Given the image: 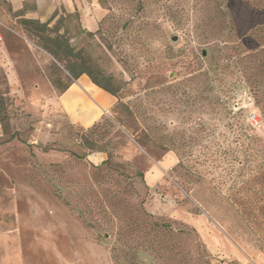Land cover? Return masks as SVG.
I'll use <instances>...</instances> for the list:
<instances>
[{
	"label": "rangeland",
	"instance_id": "1",
	"mask_svg": "<svg viewBox=\"0 0 264 264\" xmlns=\"http://www.w3.org/2000/svg\"><path fill=\"white\" fill-rule=\"evenodd\" d=\"M97 1L93 30L57 11L41 32L72 47L59 63L0 0V264H264L254 189L220 155L238 126L215 102L259 122L264 0ZM68 62L117 91L95 125L49 99L75 80ZM172 139L194 140L181 165L159 144Z\"/></svg>",
	"mask_w": 264,
	"mask_h": 264
},
{
	"label": "trees",
	"instance_id": "2",
	"mask_svg": "<svg viewBox=\"0 0 264 264\" xmlns=\"http://www.w3.org/2000/svg\"><path fill=\"white\" fill-rule=\"evenodd\" d=\"M23 23L30 27L32 31L40 39L46 40L43 44V48L47 53H50L55 60L59 63L64 62L65 58L69 56L74 57L72 54V47L68 44L65 39L55 33L54 35L48 34L46 37L42 35L41 32L51 31L48 21H39L38 19L23 18ZM221 63H216L215 65L220 66ZM264 68V62H263ZM65 69L68 70L71 77L77 79L82 73H86L93 83H96L106 92L111 93L117 97V91L114 90L111 86L102 83L96 75H93L91 71L85 68H77L73 65L72 62H68L65 66ZM264 70V69H263ZM50 81L55 83L53 79L50 78ZM72 81V80H71ZM60 90L59 93L63 92L69 83ZM249 93L253 99V106L257 111L259 116V122L257 124H248L244 119L245 109L238 108L234 111L231 108H228V102L223 99L215 100L217 105H221L226 108L225 116L233 118L235 124L238 126L237 136L234 138V146L232 144L224 147L220 151V155L223 158V163L225 164L226 169H230L229 173H235L239 178V182L243 188L246 190L254 189V198L256 197L257 202V213H258V225L261 223V219L264 216V72L263 77L257 81V84L252 86L249 89ZM118 103L123 111L130 112L128 104L123 103L121 98H118ZM210 103L207 101L206 105ZM116 121L121 124L119 118H116ZM97 122V121H96ZM95 122V123H96ZM95 125V124H93ZM259 125V127H255ZM208 131H213V127L209 126L206 128ZM149 137V136H147ZM171 142L166 144L164 142H159L160 146L166 149L167 151L174 150L179 158L178 165L182 163V154L184 151L185 143H194V140L189 139L187 142L181 140H170ZM218 150L215 149L214 152ZM215 160H212V163H215ZM237 178V179H238ZM253 183V186L250 184ZM248 214H251V210H247ZM164 227L168 228V232H171V229L168 225H162L159 230L164 232ZM259 228V227H258ZM167 234V233H165Z\"/></svg>",
	"mask_w": 264,
	"mask_h": 264
},
{
	"label": "crops",
	"instance_id": "3",
	"mask_svg": "<svg viewBox=\"0 0 264 264\" xmlns=\"http://www.w3.org/2000/svg\"><path fill=\"white\" fill-rule=\"evenodd\" d=\"M10 9L15 13V18L38 19L39 21L54 20L52 17L59 11L60 13L76 14L78 21L88 30L96 27V21L102 16L103 10L97 0H8ZM49 20V23H51ZM8 64V60H4ZM4 63V64H5ZM12 67V65H10ZM13 73V72H12ZM37 87L45 85L43 79L36 82ZM49 99L53 100L67 115L72 123L87 127L98 120L104 112L109 111L110 107L117 101V97L106 92L91 79L81 74L72 80L67 88L57 94L51 92ZM96 162H101L106 157L102 152L89 156ZM173 158L162 159L160 166L156 165L149 172V178L145 174L146 180L150 184H155L163 175V170L168 168ZM160 167V168H159Z\"/></svg>",
	"mask_w": 264,
	"mask_h": 264
},
{
	"label": "built area",
	"instance_id": "4",
	"mask_svg": "<svg viewBox=\"0 0 264 264\" xmlns=\"http://www.w3.org/2000/svg\"><path fill=\"white\" fill-rule=\"evenodd\" d=\"M254 122V123H253ZM257 119L255 118V116H252L251 119H250V123L252 124H257Z\"/></svg>",
	"mask_w": 264,
	"mask_h": 264
}]
</instances>
